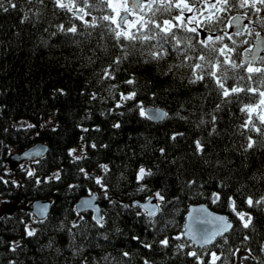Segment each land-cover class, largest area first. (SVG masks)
<instances>
[{
	"label": "trees",
	"instance_id": "obj_1",
	"mask_svg": "<svg viewBox=\"0 0 264 264\" xmlns=\"http://www.w3.org/2000/svg\"><path fill=\"white\" fill-rule=\"evenodd\" d=\"M66 2L0 0V204L22 206L0 213V264H236L238 250L237 264H264V119L248 111L264 92V49L240 60L264 36V0H218L201 17L195 0H147L127 33L105 0ZM35 142L40 158L6 169ZM90 191L99 223L74 209ZM150 195L147 216L132 202ZM36 199L49 202L39 220L24 210ZM197 203L231 222L203 247L181 235Z\"/></svg>",
	"mask_w": 264,
	"mask_h": 264
},
{
	"label": "water",
	"instance_id": "obj_2",
	"mask_svg": "<svg viewBox=\"0 0 264 264\" xmlns=\"http://www.w3.org/2000/svg\"><path fill=\"white\" fill-rule=\"evenodd\" d=\"M145 0H126L127 6L131 10H139L142 2ZM78 15V14H76ZM123 13L118 18L119 22L125 18ZM246 22L243 15L235 14L228 19L227 25L232 33L240 32ZM264 49V36L257 33L251 46L241 53V62L253 63L261 56ZM144 115L153 121L160 120L164 116V110L157 106H146L143 108ZM46 151V146L41 142H35L27 148L19 152L9 154L8 159L11 164H16L21 160L34 161L40 158ZM215 196H212L214 199ZM88 200L91 207H82L83 201ZM48 200L36 199L30 201L24 210L31 213L36 219H42L48 209ZM132 204L137 205L147 216L154 215L157 210V204L154 201L153 195L148 196L143 201H133ZM75 212L89 211L92 218H100V210L96 201L94 192L78 197L74 202ZM98 209V211H97ZM231 222L227 219L224 213L214 211L204 203L189 204L183 215L181 235L191 244L197 247L210 245L213 240L220 235H223L229 230Z\"/></svg>",
	"mask_w": 264,
	"mask_h": 264
},
{
	"label": "rangeland",
	"instance_id": "obj_3",
	"mask_svg": "<svg viewBox=\"0 0 264 264\" xmlns=\"http://www.w3.org/2000/svg\"><path fill=\"white\" fill-rule=\"evenodd\" d=\"M105 1L111 10L110 19L114 23V25L116 26V28L119 32L127 33L128 30L130 28H132L140 20L139 13L132 11L129 8H127V6L125 4V0H105ZM195 1H196V5H199V4L202 5V8L199 10V14L198 13L196 14L198 17H201L202 15L207 13L208 9L210 10L212 8H217L216 1H218V0H201L202 2H200V0H195ZM240 1L244 4H251L255 0H240ZM56 2L58 4H66L69 8H72L71 4L67 3L66 0H56ZM195 9H196V6L191 7V8H187L186 11H187V13L191 14V11H193ZM123 10L128 13V17L122 19L120 25H117V21H118L117 19L120 16L121 11H123ZM183 16H181V17H183ZM79 17L83 20L87 19L86 14L82 11H81ZM248 111L255 113L258 118L264 119V92L260 93V99L255 105L248 107ZM10 152H12V150H10ZM13 165L14 164H11L9 162V159H7L6 169L7 170L10 169ZM16 165L20 166V167L28 168L29 163L25 162L24 160H21V161L17 162ZM143 172H144V169L139 168L137 171V174L139 176H141ZM155 200H156V196H154V201ZM15 207L21 208L22 206H21V204H12V203H8L6 205L0 204V213L10 212ZM243 254H244L243 250L236 251V264L240 260V256Z\"/></svg>",
	"mask_w": 264,
	"mask_h": 264
},
{
	"label": "snow or ice",
	"instance_id": "obj_4",
	"mask_svg": "<svg viewBox=\"0 0 264 264\" xmlns=\"http://www.w3.org/2000/svg\"><path fill=\"white\" fill-rule=\"evenodd\" d=\"M31 127H33V125H29V128H31ZM84 131H88V130H87V129H84ZM93 148H95V145H93ZM74 152H75V149H71V150H69L68 155H69V156H72L74 160H76V159H80V158H78V157L73 156V153H74ZM80 171H81L82 173H84V175L87 176V178L95 180V182H96L97 184H100V183H101L100 178H96V177H94V176H91L90 174L86 173L85 170H84L83 168H81ZM27 174H28V176H30V177L34 175V173H33L32 171H29ZM55 178H56V179H60L59 174H57ZM49 179H51V178H49ZM36 182H37V183H40L41 181H40L39 179H37ZM5 183H7V182H5ZM105 191H106V189H105ZM81 206H82V207H91L92 205H91L90 201L85 200V201L82 202ZM97 211H98V209H97ZM94 219H96L97 222L99 223V222L102 220V217H100V218H98V217H94ZM75 226H76V225H74V227H75ZM26 232H27V235H28L29 237H31V236L34 235V231H33V230H26ZM11 250H12V251H15L16 249H15V248H12Z\"/></svg>",
	"mask_w": 264,
	"mask_h": 264
},
{
	"label": "flooded vegetation",
	"instance_id": "obj_5",
	"mask_svg": "<svg viewBox=\"0 0 264 264\" xmlns=\"http://www.w3.org/2000/svg\"><path fill=\"white\" fill-rule=\"evenodd\" d=\"M146 1H147V0H145V2H146ZM145 2H143L142 5H143ZM125 4H126V6H127L126 0H125ZM127 8H129V7L127 6ZM130 10H131V9H130ZM123 13L126 15V17H128V13H127L126 11H124V10L121 11V14H123ZM121 14H120V15H121ZM119 17H120V16H119ZM119 17H118V18H119ZM126 17H125V18H126ZM123 19H124V18H123ZM117 20H118V19H117ZM117 23H118V25H120L121 21L119 22V20H118Z\"/></svg>",
	"mask_w": 264,
	"mask_h": 264
}]
</instances>
